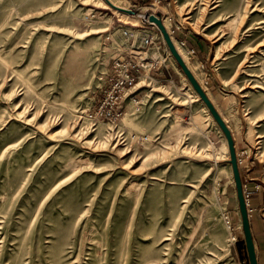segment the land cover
Returning <instances> with one entry per match:
<instances>
[{
	"label": "rangeland",
	"instance_id": "374dc122",
	"mask_svg": "<svg viewBox=\"0 0 264 264\" xmlns=\"http://www.w3.org/2000/svg\"><path fill=\"white\" fill-rule=\"evenodd\" d=\"M150 2L121 1L130 16L99 0H0V264H250L226 136L144 15L189 49L206 43L192 71L251 199L264 194V0ZM150 33L163 42L144 47ZM120 55L146 59L137 99L95 120Z\"/></svg>",
	"mask_w": 264,
	"mask_h": 264
},
{
	"label": "built area",
	"instance_id": "2783aa9c",
	"mask_svg": "<svg viewBox=\"0 0 264 264\" xmlns=\"http://www.w3.org/2000/svg\"><path fill=\"white\" fill-rule=\"evenodd\" d=\"M154 2L160 3L161 0H154ZM152 14L153 13H148L144 15V19L146 23H148L149 27L155 28L156 24L148 19V17ZM96 17L97 13H90L87 16V20H93ZM161 42L163 41H156L155 36L150 33L143 39L142 45L144 47L152 45L155 46L157 43ZM184 43L186 44L185 41ZM161 47L162 45L159 46V49ZM144 62H146V59L139 60L133 55H120L112 59L111 69L109 70L104 86L101 89L102 92L100 99L98 100L94 111L90 114L92 118L98 121L103 120L108 122H117L122 119L126 113L127 101L129 99L136 101L137 99V94L135 91L131 92V90L136 88V85L139 83L142 70L146 68ZM244 191L248 203L250 195L248 194L245 186Z\"/></svg>",
	"mask_w": 264,
	"mask_h": 264
},
{
	"label": "water",
	"instance_id": "95a60500",
	"mask_svg": "<svg viewBox=\"0 0 264 264\" xmlns=\"http://www.w3.org/2000/svg\"><path fill=\"white\" fill-rule=\"evenodd\" d=\"M107 1L112 7L116 8L118 10L125 11L129 14H132V15L135 14V12L131 9H122V8H119V7H116L115 5H113L109 0H107ZM150 21L155 22L158 25V27L160 28L171 52L176 57V59L178 60V63L184 69L185 73L188 75L190 81L192 82V84L194 85L196 90L199 92L201 98L207 103V105L210 108V111L212 112L214 118L216 119L218 124L221 126L222 130L224 131V133L228 139V145H229L230 155H231L230 163L232 164V167H233L234 178H235V182H236L237 196H238V200H239V208H240L241 217H242V225H243V231H244V235H245V242H246V248H247V253H248V257H249V262H250V264H258L256 247H255L254 238H253V234H252V230H251L249 208H248V203H247L246 196H245L244 185H243V181H242V176H241V172H240V167H239V163H238V156H237V151H236V146H235V141H234L232 131L230 130V127L227 125L225 120L222 118V116L220 115V113L218 112V110L216 109V107L214 106V104L212 103L210 98L208 97L207 93L204 91L202 86L199 84V82L196 80V78L191 73L189 68L186 66L182 57L178 54L168 31L164 27V24H163L160 16L152 14V15H150Z\"/></svg>",
	"mask_w": 264,
	"mask_h": 264
},
{
	"label": "crops",
	"instance_id": "0c3cea01",
	"mask_svg": "<svg viewBox=\"0 0 264 264\" xmlns=\"http://www.w3.org/2000/svg\"><path fill=\"white\" fill-rule=\"evenodd\" d=\"M121 1L128 2L129 5L133 6L134 8L151 3L150 2L151 0H112V2L117 3L118 5H120L124 8H127L121 4ZM121 13L124 15H130L131 16V14H128V13H124V12H121ZM164 17H162V20H164ZM196 39H198V38H192V37L186 38L187 43L189 44L191 51L194 50V51H192L193 54L195 53L199 59V60L198 59L197 60L201 62V59L205 58L206 52L208 51V48L206 47V43H204V41L196 40ZM137 85H139V83ZM240 166H242V165L240 164ZM259 171H260L259 167H257V166L254 167V174L255 175L258 174ZM256 179L257 178H255V180ZM252 190L256 193L253 194V197L251 199H249V202H248L250 221H251V230H252L254 243H255V247H256L258 264H264V216H262V214L259 212L256 215V213H254V209H252V208L250 209V206H252V204L257 205L259 211L264 209V194L261 192L258 193L259 190H255L254 186L252 187ZM237 199H238V196H237ZM238 204H239V200H238ZM242 227H243V225H242ZM243 235H244V231H243ZM243 240L245 241V235H244ZM244 252H245V250L242 249V253H244ZM242 256L244 257L245 253Z\"/></svg>",
	"mask_w": 264,
	"mask_h": 264
},
{
	"label": "bare ground",
	"instance_id": "6f19581e",
	"mask_svg": "<svg viewBox=\"0 0 264 264\" xmlns=\"http://www.w3.org/2000/svg\"><path fill=\"white\" fill-rule=\"evenodd\" d=\"M102 4H105L106 6H110L115 12L116 11H118V12H124V13H127V12H125V11H121V10H118V9H116V8H114V7H112L109 3H108V1L107 0H99ZM113 5H115L116 7H119V8H122V9H127V8H124V7H122V6H120V5H118L117 3H114V2H112V0H109ZM129 14V13H128ZM189 18V17H188ZM148 19L150 20V17H148ZM162 19V18H161ZM187 19V18H186ZM151 22H153V21H151ZM162 22H163V20H162ZM155 23V22H154ZM163 24H164V27L166 28V24L163 22ZM166 30H167V28H166ZM168 31V30H167ZM169 33V32H168ZM169 35H170V33H169ZM170 37H171V35H170ZM165 39V38H164ZM171 40H172V42H173V44H174V46H175V48H176V50H177V52H178V54L182 57V59H183V61L185 62V64H186V66L189 68V70L191 71V73L193 74V71H192V66H194V65H197L196 64V61H195V59H194V55H193V52L189 49V47L183 42V41H179V42H176V41H174L173 39H172V37H171ZM166 41V40H165ZM166 44H167V42H166ZM168 45V44H167ZM168 48H169V46H168ZM170 49V48H169ZM170 52H171V50H170ZM172 53V52H171ZM172 56L175 58V61H177L178 62V60L176 59V57L174 56V54L172 53ZM180 65V64H179ZM180 69L185 73V71H184V69L180 66ZM185 75H186V77H188V75L185 73ZM194 75V74H193ZM195 77V76H194ZM196 78V77H195ZM188 79H189V77H188ZM197 80V79H196ZM189 81H190V79H189ZM198 81V80H197ZM199 82V81H198ZM190 83L192 84V82L190 81ZM200 84V83H199ZM201 85V84H200ZM192 86L194 87V85L192 84ZM203 88V87H202ZM194 89H195V92L197 93V96L199 97V98H201V96H200V94H199V92L196 90V88L194 87ZM204 89V88H203ZM207 93V92H206ZM208 95V94H207ZM209 97V96H208ZM202 99V98H201ZM211 100V99H210ZM202 101H203V103H204V106L208 109V110H210V108L208 107V105H207V103L202 99ZM213 103V102H212ZM214 104V103H213ZM215 106V105H214ZM216 107V106H215ZM217 109V108H216ZM211 112V111H210ZM219 112V111H218ZM220 113V112H219ZM211 114H212V112H211ZM213 115V114H212ZM221 115V114H220ZM222 116V115H221ZM214 117V116H213ZM223 118V117H222ZM216 120V119H215ZM218 123V122H217ZM220 126V125H219ZM221 127V126H220ZM222 129V128H221ZM223 131V130H222ZM224 132V131H223ZM225 134V133H224ZM226 136V135H225ZM226 139H227V137H226ZM227 143H228V139H227ZM228 147H229V145H228ZM229 152H230V149H229Z\"/></svg>",
	"mask_w": 264,
	"mask_h": 264
}]
</instances>
